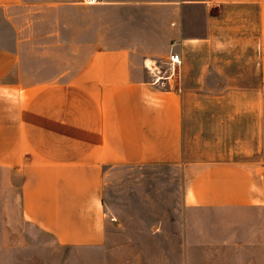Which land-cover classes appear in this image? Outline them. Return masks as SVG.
<instances>
[{"label":"crops","instance_id":"crops-1","mask_svg":"<svg viewBox=\"0 0 264 264\" xmlns=\"http://www.w3.org/2000/svg\"><path fill=\"white\" fill-rule=\"evenodd\" d=\"M118 166L171 170L188 241L264 264V0H0V217L100 248Z\"/></svg>","mask_w":264,"mask_h":264},{"label":"rangeland","instance_id":"rangeland-1","mask_svg":"<svg viewBox=\"0 0 264 264\" xmlns=\"http://www.w3.org/2000/svg\"><path fill=\"white\" fill-rule=\"evenodd\" d=\"M163 61L154 62L162 71ZM179 191L171 170L118 166L104 189L113 221L102 247H58L17 217H0V264H258L252 249L212 250L198 239L189 242Z\"/></svg>","mask_w":264,"mask_h":264},{"label":"built area","instance_id":"built-area-1","mask_svg":"<svg viewBox=\"0 0 264 264\" xmlns=\"http://www.w3.org/2000/svg\"><path fill=\"white\" fill-rule=\"evenodd\" d=\"M86 4H97L100 3L101 0H83ZM180 64H181V58L178 54L174 52H170L168 56L163 61V71L159 66H157L155 63L146 66V70L151 75V83L152 84H161L163 81H174L178 80L180 76ZM264 169V168H262ZM113 221V219H110Z\"/></svg>","mask_w":264,"mask_h":264}]
</instances>
